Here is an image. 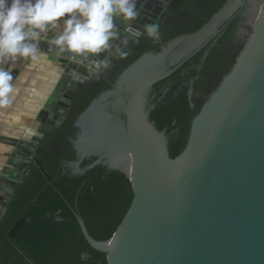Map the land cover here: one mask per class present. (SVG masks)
<instances>
[{"label":"water","instance_id":"obj_1","mask_svg":"<svg viewBox=\"0 0 264 264\" xmlns=\"http://www.w3.org/2000/svg\"><path fill=\"white\" fill-rule=\"evenodd\" d=\"M172 1L137 0L139 14L128 23L141 35L126 32L127 24L117 20L120 51L137 44L146 25L163 21ZM245 1L229 0L197 32L162 45L157 54L142 55L78 117L77 160L69 164L73 173L83 176L102 165L124 174L135 193L128 214L107 241L92 238L78 218L85 240L107 255L108 264H264V3L233 73L196 120L190 146L177 166L166 130L159 131L151 121L155 86L214 46ZM158 41L162 44L160 37ZM41 47L48 49L43 42ZM118 56L110 54V62ZM59 62L60 80L38 118L37 135L29 141L34 148L61 129L78 92L97 77L66 55ZM89 158L94 161L82 167ZM30 160L31 154L21 149L9 160L0 223L16 188L29 175ZM31 235H22V240L56 242L54 229L37 226Z\"/></svg>","mask_w":264,"mask_h":264},{"label":"trees","instance_id":"obj_2","mask_svg":"<svg viewBox=\"0 0 264 264\" xmlns=\"http://www.w3.org/2000/svg\"><path fill=\"white\" fill-rule=\"evenodd\" d=\"M228 1L173 0L164 16L184 13L187 17L184 25L171 30L159 27L162 44L144 35L137 44L123 51L127 55L110 62L108 69L78 92L61 129L54 130L31 151L29 175L25 183L16 188L0 223V261L8 260L11 264H108L107 255L93 249L85 240L78 218L84 221L92 238L107 241L121 226L135 193L124 174L102 165L83 176L73 173L69 164L77 160L74 149L79 131L77 119L93 100L113 89L120 75L133 62L146 53L161 52L162 45L180 36L197 32ZM240 18L241 12L214 46L205 47L155 86L157 98L151 121L159 131L166 130L170 157L175 166L190 146L196 120L233 73L246 48L247 43L234 51L232 44ZM207 50L208 55L204 58ZM192 81L193 97L190 99L188 93ZM93 161L92 158L84 160L82 167ZM37 226L54 229L56 242L23 241L22 235H31ZM51 243H54L53 247ZM85 254L88 258H83Z\"/></svg>","mask_w":264,"mask_h":264},{"label":"clouds","instance_id":"obj_3","mask_svg":"<svg viewBox=\"0 0 264 264\" xmlns=\"http://www.w3.org/2000/svg\"><path fill=\"white\" fill-rule=\"evenodd\" d=\"M137 0H0V111L12 106L19 85L9 67L18 61L35 63L54 54L86 65L97 77L110 67L109 55L121 57L117 20L125 31L139 37L131 27L139 14ZM144 33L159 39V27L146 25ZM48 45L47 51L41 43ZM125 43L126 41H120Z\"/></svg>","mask_w":264,"mask_h":264},{"label":"crops","instance_id":"obj_4","mask_svg":"<svg viewBox=\"0 0 264 264\" xmlns=\"http://www.w3.org/2000/svg\"><path fill=\"white\" fill-rule=\"evenodd\" d=\"M186 20L184 13L168 14L159 22L158 27L171 30L184 25ZM59 59L62 56L49 54L41 56L35 63L18 61L14 65H3L10 68L14 82L19 85L20 90L12 106L0 111V198L5 190L3 176L8 170L9 160L18 149L27 154H31L34 149L29 141L37 135L40 125L38 118L63 72Z\"/></svg>","mask_w":264,"mask_h":264},{"label":"flooded vegetation","instance_id":"obj_5","mask_svg":"<svg viewBox=\"0 0 264 264\" xmlns=\"http://www.w3.org/2000/svg\"><path fill=\"white\" fill-rule=\"evenodd\" d=\"M263 3L264 0L245 1L244 7L241 8V18L232 41L234 51L249 40L253 32L252 25L254 24L255 16Z\"/></svg>","mask_w":264,"mask_h":264},{"label":"rangeland","instance_id":"obj_6","mask_svg":"<svg viewBox=\"0 0 264 264\" xmlns=\"http://www.w3.org/2000/svg\"><path fill=\"white\" fill-rule=\"evenodd\" d=\"M244 44H245V42H244Z\"/></svg>","mask_w":264,"mask_h":264}]
</instances>
